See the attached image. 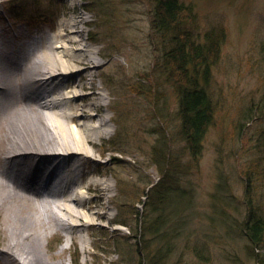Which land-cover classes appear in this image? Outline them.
Returning <instances> with one entry per match:
<instances>
[{"label": "rangeland", "instance_id": "1", "mask_svg": "<svg viewBox=\"0 0 264 264\" xmlns=\"http://www.w3.org/2000/svg\"><path fill=\"white\" fill-rule=\"evenodd\" d=\"M184 1L193 7L198 40L217 27L226 33L211 86L216 125L196 162L184 150L178 132L177 97L161 65L163 35L154 31L152 20L155 0H0V29L6 26L13 34L20 33L16 42L22 43L18 45L21 47L38 42L48 31L58 32L62 22H79L83 32L75 37L82 39L80 44L99 50L100 65L90 70L86 80L87 87H93L94 82L91 91L97 94L77 104H97L91 112L108 119L102 130L94 132V142L88 148L91 157L82 164L87 171L82 186L88 179L102 186L100 191L84 192L85 200L94 207L98 196L103 198L102 205L95 209L100 211L99 216H92L94 225L69 236V246L62 250L68 240L66 232L43 233V238L35 233L23 239L21 230H4V217L21 211L4 207V212L0 209V264H22L19 257L7 262L10 259L6 254L12 252L10 245L15 241L20 245L13 249L28 254L29 264H76V260L79 264H114L123 258L127 262L119 264H140L142 256L135 248L142 246L141 235H146L150 223L149 217H142L151 183L162 177L151 160L152 151L162 139L169 141V149L180 158L179 168L186 177L183 186L188 192L184 202L188 211L192 207L176 222L180 234L173 237L174 246L166 263L258 264L239 221L248 215L250 203L264 209V189L258 183L252 190L244 176L248 160L256 156L248 149L250 143L255 144L253 135L251 141L245 130L240 132V120L248 106L257 111V103L264 101H259L264 98V0ZM44 66L43 72L32 75L40 77L49 69ZM68 79L73 82L71 76ZM76 89L69 90L81 94L90 91ZM70 112L79 113L73 108ZM20 118L15 126L28 133L25 117ZM92 124L98 125L96 121ZM39 131L36 142L48 134L44 128ZM37 146L32 148L39 149ZM220 182L228 184L219 189ZM46 211L60 214L54 203ZM118 220L127 226L116 223ZM116 238L120 247L115 245ZM127 247L130 249L126 253ZM199 248H204L202 256L196 254Z\"/></svg>", "mask_w": 264, "mask_h": 264}, {"label": "bare ground", "instance_id": "2", "mask_svg": "<svg viewBox=\"0 0 264 264\" xmlns=\"http://www.w3.org/2000/svg\"><path fill=\"white\" fill-rule=\"evenodd\" d=\"M79 27L75 20L62 22L58 32H46L38 42L22 47L16 42L20 33L13 34L6 26L0 29V209L30 212L12 215L7 211L4 230H21L23 239L35 233L43 238V233L66 232L68 240L62 250L69 246V236L94 225L93 217L100 214L95 209L103 201L102 195L98 196L94 207L84 198L85 190H102L99 182L88 179V184L82 186L87 179L83 160L91 157L88 148L94 142V132L102 130L108 119L91 112L97 104H77L97 94L91 91L95 89L94 82L93 87H87L86 80L90 70L100 65L99 50L80 44L82 39L75 37L83 32ZM44 65L49 68L44 74L32 75L43 72ZM72 87L90 91L81 94L69 90ZM71 108L79 113L72 114ZM21 115L30 128L28 133L15 126L22 121ZM95 121L98 125L92 124ZM39 128L48 134L37 137L36 142L35 136L41 134ZM53 203L60 214L46 211ZM78 238L87 242L82 236ZM19 245L16 241L10 245L12 252L6 254L10 259L7 262L13 263L19 257L22 264H29L28 254L15 250Z\"/></svg>", "mask_w": 264, "mask_h": 264}, {"label": "trees", "instance_id": "3", "mask_svg": "<svg viewBox=\"0 0 264 264\" xmlns=\"http://www.w3.org/2000/svg\"><path fill=\"white\" fill-rule=\"evenodd\" d=\"M154 5L153 29L158 35H163L161 65L177 97L178 132L186 154L196 162L205 151L210 130L216 125L217 107L211 86L213 68L221 59L226 33L217 27L207 31L198 40L194 35L195 15L191 4H186L184 0H155ZM262 48L264 51V45ZM262 100L264 98L259 101ZM257 104V111L248 106L240 120V132L245 130V135H249L251 141L253 135L255 143H250L248 149L251 153L255 152L256 158H250L244 170L252 190V186L258 183L264 189V101ZM162 140L153 146L152 151L151 160L160 168L162 177L158 182L151 183L153 185L148 195L146 212L142 217L144 220L149 217L150 223L148 229H145V236L149 235V238L141 235L140 242L143 244L135 248V252L138 251L142 256V259L139 257L140 264L144 260L147 264H167V255L174 246L173 237L180 234L176 222L181 214L185 217L192 211L191 206L188 211V204L184 202L188 192L183 186L186 177L185 172L179 168L180 158L169 149V141ZM227 184L220 182L218 188L223 189ZM249 205L248 215L239 224L250 242L249 251L253 259L258 264H264V209L252 203ZM137 215L140 216L139 211ZM116 223L127 226L121 220ZM120 244L116 238L115 245L120 247ZM126 249L127 253L130 247ZM201 253H204V248L196 249L198 256H202ZM120 262L127 261L123 258ZM75 263L79 264L78 260Z\"/></svg>", "mask_w": 264, "mask_h": 264}]
</instances>
